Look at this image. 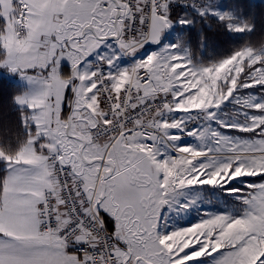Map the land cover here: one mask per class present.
<instances>
[{
	"label": "snow or ice",
	"instance_id": "obj_1",
	"mask_svg": "<svg viewBox=\"0 0 264 264\" xmlns=\"http://www.w3.org/2000/svg\"><path fill=\"white\" fill-rule=\"evenodd\" d=\"M209 22L238 46L206 57ZM256 30L239 0H0V264H264Z\"/></svg>",
	"mask_w": 264,
	"mask_h": 264
},
{
	"label": "trees",
	"instance_id": "obj_2",
	"mask_svg": "<svg viewBox=\"0 0 264 264\" xmlns=\"http://www.w3.org/2000/svg\"><path fill=\"white\" fill-rule=\"evenodd\" d=\"M242 4L246 5L248 11L255 15L257 21V30L251 37H245L243 43L248 39L259 40L261 33V25L264 24V3H252L249 0H242ZM203 28L204 33L207 36V47L203 49L206 57H212L217 54H225L229 49L237 47V42L229 34H226L217 29L215 23L209 22L208 25H197V29ZM199 55V53H197ZM13 89V83L6 81L3 77H0V135L6 131L11 133L15 132L18 125V113L14 111L11 105L10 96Z\"/></svg>",
	"mask_w": 264,
	"mask_h": 264
},
{
	"label": "rangeland",
	"instance_id": "obj_3",
	"mask_svg": "<svg viewBox=\"0 0 264 264\" xmlns=\"http://www.w3.org/2000/svg\"><path fill=\"white\" fill-rule=\"evenodd\" d=\"M241 1L242 0H239L240 3H243ZM249 1H251L252 3H258V2H263L264 3V0H249ZM224 2L231 3L232 0H224ZM203 52H206V51L204 50ZM0 77H3V76H0ZM230 206H231L230 203L226 204L223 201L220 204H218V205H216V204H214V205H205V207L207 209H209L210 211H217V210H220V209L228 208ZM191 215H192V217H196L197 214L196 213H192ZM182 223H183V221H182Z\"/></svg>",
	"mask_w": 264,
	"mask_h": 264
}]
</instances>
